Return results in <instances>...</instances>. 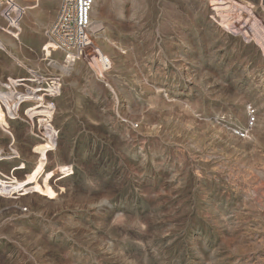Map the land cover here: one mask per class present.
<instances>
[{"label": "rangeland", "instance_id": "rangeland-1", "mask_svg": "<svg viewBox=\"0 0 264 264\" xmlns=\"http://www.w3.org/2000/svg\"><path fill=\"white\" fill-rule=\"evenodd\" d=\"M238 2L96 0L108 72L45 54L58 2L0 16V81L43 80L51 118L10 125L30 194L0 198V264H264V13Z\"/></svg>", "mask_w": 264, "mask_h": 264}, {"label": "built area", "instance_id": "built-area-1", "mask_svg": "<svg viewBox=\"0 0 264 264\" xmlns=\"http://www.w3.org/2000/svg\"><path fill=\"white\" fill-rule=\"evenodd\" d=\"M44 1L58 2L59 4L55 21L44 32L47 39V44L43 49L45 54H49L48 51L50 53H62L65 56L64 62L67 66L84 61L92 69L95 68L103 72L110 71L112 63L96 47L91 32V13L96 0H0V16L8 28L12 29L9 34L15 37L13 31L20 30L21 22L27 10L37 7ZM238 3L241 10L249 16L253 28L252 16L258 10L264 13V0H258V2L247 0L244 4ZM47 56L49 57V55ZM34 78L36 77L28 80L8 78L4 82L0 81V111L4 112L9 123V126L5 125V129L9 132H4L0 128V163L25 161L16 146V137L10 127L13 123L23 122L29 125L32 136L38 141L40 139L51 141L50 136H46L40 129L38 118L33 117L30 110L32 105L30 93L36 87ZM249 116L253 124L255 122L254 111L250 112ZM32 153L37 156L40 155L36 153V145L32 147ZM8 155H11V158H6ZM25 165L22 162L11 168L14 179L9 178L0 170V198L19 200L30 194L22 188L12 189L18 180L17 172L26 170ZM21 211L28 212V208L23 207Z\"/></svg>", "mask_w": 264, "mask_h": 264}, {"label": "bare ground", "instance_id": "bare-ground-1", "mask_svg": "<svg viewBox=\"0 0 264 264\" xmlns=\"http://www.w3.org/2000/svg\"><path fill=\"white\" fill-rule=\"evenodd\" d=\"M41 79H42V78H41ZM36 80H37V78H34V80H33V81L35 82V86H36V87L39 86L40 84H42V81H43V80H41V82H37ZM36 87L33 88L32 91H31V93H30V98H31V103H32V105H31L32 112L35 113V114H38V115L43 116V117L46 118L48 121H51V118L49 117L48 114L45 115L42 111H40L42 107L39 106V105H41V104H40V101L38 100V97H37V94H38L40 91H38V90L36 89ZM53 96H54L53 89H52V87L49 85L48 88H47V90H46V93H43V97H44V98H51V97H53Z\"/></svg>", "mask_w": 264, "mask_h": 264}, {"label": "crops", "instance_id": "crops-1", "mask_svg": "<svg viewBox=\"0 0 264 264\" xmlns=\"http://www.w3.org/2000/svg\"><path fill=\"white\" fill-rule=\"evenodd\" d=\"M41 3H43V2H41ZM41 3H40L37 7L33 8L32 10L37 9L38 7H40ZM57 10H58V9H57ZM21 27H22L21 33H22L23 29H24V31L28 32V31L30 30V28H31V23H30V21L27 20V21H25L24 23H23V21H22ZM46 42H47V39H46ZM48 53L50 54L49 51H48ZM59 53H60V52H59ZM48 58H49V57H48ZM44 59H45V58H44ZM46 59H47V58H46ZM52 63H54V61H51V64H52ZM77 63H80V62H77ZM77 63H75L74 65H71V66H75ZM51 64H49V66H51ZM49 66H48V67H49ZM71 66H66V67L68 68V67H71ZM36 78H37V77H36Z\"/></svg>", "mask_w": 264, "mask_h": 264}]
</instances>
